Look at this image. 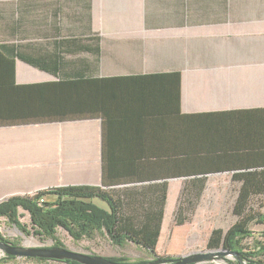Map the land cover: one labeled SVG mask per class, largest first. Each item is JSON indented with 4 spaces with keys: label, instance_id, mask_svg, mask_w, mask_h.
<instances>
[{
    "label": "crops",
    "instance_id": "0c3cea01",
    "mask_svg": "<svg viewBox=\"0 0 264 264\" xmlns=\"http://www.w3.org/2000/svg\"><path fill=\"white\" fill-rule=\"evenodd\" d=\"M164 183L162 256L186 184L232 215L264 189V0H0V200Z\"/></svg>",
    "mask_w": 264,
    "mask_h": 264
},
{
    "label": "trees",
    "instance_id": "16d2710c",
    "mask_svg": "<svg viewBox=\"0 0 264 264\" xmlns=\"http://www.w3.org/2000/svg\"><path fill=\"white\" fill-rule=\"evenodd\" d=\"M10 122L13 124L16 120L15 106L11 110ZM157 143L159 138H153ZM180 159L175 157V165L179 164ZM167 187L164 183L160 187L158 198H148V202H155L156 208L151 209V204L144 205L139 202L140 197L134 196L128 192H122L118 196L114 193L103 190L97 185H60L49 187L36 191L34 194L13 195L7 199L0 200V217L7 218L15 223L19 228L21 226L19 217L20 208L30 212V218L35 229L41 235L52 237L55 243L50 246H67L56 236L60 226L75 238H92L97 234L108 237L114 245L124 247L127 243H135L147 251L152 259H156V250L160 234L162 233V222L164 219L165 204L167 203ZM193 185H185L181 191L179 203L176 208V224L182 225L187 220L193 218L200 199L191 197ZM203 185H201L195 196H199ZM264 193V189L247 188L240 189L239 198L233 205V213L237 220L227 229L216 227L209 236L207 246L209 249H219L223 246L224 250L235 252L234 264H264L260 258L264 254V229L261 232V240L255 244L254 250L245 251L244 240L255 236L252 224L264 225L263 203H250L251 193ZM122 194L124 197H122ZM44 198L43 201L40 199ZM104 200L108 207L99 206L95 199ZM144 200L147 201L144 197ZM140 203L139 206H137ZM259 205L260 208L256 206ZM139 207H141L139 209ZM188 213V214H187ZM26 230V229H24ZM2 241L19 245L15 239L8 238L0 231ZM96 254V253H91ZM17 255L5 254L2 262L12 260ZM108 258L113 261L130 262L125 255L112 256ZM174 258L175 255H165L162 258ZM32 258V257H29ZM177 258V256L175 257ZM38 260H48L49 258H33ZM53 260V259H49ZM66 264H80L75 260H58ZM136 262H148L140 259ZM191 264V263H189ZM194 264V263H192Z\"/></svg>",
    "mask_w": 264,
    "mask_h": 264
},
{
    "label": "rangeland",
    "instance_id": "374dc122",
    "mask_svg": "<svg viewBox=\"0 0 264 264\" xmlns=\"http://www.w3.org/2000/svg\"><path fill=\"white\" fill-rule=\"evenodd\" d=\"M34 192L30 194H34ZM178 198H173L172 203V218L168 219L165 225L164 234L159 243V251L163 255H175L179 257L189 252L209 249L207 246L209 236L215 227H223L227 230L234 221L237 220L235 215H232L230 207L231 202L214 201L206 198L202 200L196 214L183 225L176 224V207ZM260 208L259 205L256 206ZM264 211V205L261 207ZM20 224L24 229L19 228L15 223L10 222L5 217H0V231L8 238L15 239L19 245L33 247L52 246L55 240L52 237L41 235L34 228L30 218V212L20 208ZM188 214V213H187ZM252 229L255 231V236L248 237L244 240L245 251L254 250L255 244L261 240V232L264 225L252 224ZM56 236L61 239L68 249L81 251L82 253H96L103 256H119L125 255L130 261L140 259L153 260L152 256L145 251L141 246L135 243H127L124 247L114 245L106 236L97 234L92 238L75 239L65 227L60 226L56 232ZM220 248H223L221 246ZM224 249V248H223ZM5 256L4 251L0 247V258ZM264 260V254L260 255ZM235 257L233 254H227L225 257L218 256L212 260H202L194 264H234ZM1 264H66L64 261L58 260H38L29 257H16L12 260H7Z\"/></svg>",
    "mask_w": 264,
    "mask_h": 264
},
{
    "label": "water",
    "instance_id": "95a60500",
    "mask_svg": "<svg viewBox=\"0 0 264 264\" xmlns=\"http://www.w3.org/2000/svg\"><path fill=\"white\" fill-rule=\"evenodd\" d=\"M0 247L5 254L17 255V257H33V258H49L53 260H75L80 262V264H189L197 263L202 260H212L218 256L225 257L227 254H234L235 252L219 249H203L200 251L189 252L185 255L179 256L177 258H159L149 262H136V261H113L107 256L87 254L81 251H75L65 246H54V247H33V246H23L15 245L12 243H7L2 241L0 238Z\"/></svg>",
    "mask_w": 264,
    "mask_h": 264
},
{
    "label": "flooded vegetation",
    "instance_id": "af4514ba",
    "mask_svg": "<svg viewBox=\"0 0 264 264\" xmlns=\"http://www.w3.org/2000/svg\"><path fill=\"white\" fill-rule=\"evenodd\" d=\"M156 255H157V254H156ZM157 257L162 258V255L158 254L155 258H157ZM153 260H154V259H153Z\"/></svg>",
    "mask_w": 264,
    "mask_h": 264
},
{
    "label": "built area",
    "instance_id": "2783aa9c",
    "mask_svg": "<svg viewBox=\"0 0 264 264\" xmlns=\"http://www.w3.org/2000/svg\"><path fill=\"white\" fill-rule=\"evenodd\" d=\"M41 201H43L44 200V198H42V199H40Z\"/></svg>",
    "mask_w": 264,
    "mask_h": 264
}]
</instances>
